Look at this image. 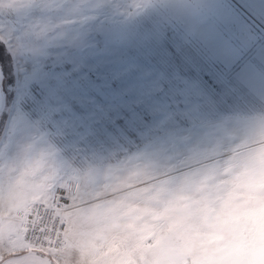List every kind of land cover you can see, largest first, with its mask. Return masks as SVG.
Returning a JSON list of instances; mask_svg holds the SVG:
<instances>
[{"label": "rangeland", "instance_id": "1", "mask_svg": "<svg viewBox=\"0 0 264 264\" xmlns=\"http://www.w3.org/2000/svg\"><path fill=\"white\" fill-rule=\"evenodd\" d=\"M139 2L0 0L22 215L65 189L56 264H264V0Z\"/></svg>", "mask_w": 264, "mask_h": 264}, {"label": "crops", "instance_id": "2", "mask_svg": "<svg viewBox=\"0 0 264 264\" xmlns=\"http://www.w3.org/2000/svg\"><path fill=\"white\" fill-rule=\"evenodd\" d=\"M4 137L0 141V146ZM1 149V148H0ZM10 175L0 167V264H56L41 252L25 249L23 245L24 230L18 232L15 224L26 220L22 208L25 189L20 190L17 182H9ZM18 205V206H16ZM26 222V221H25Z\"/></svg>", "mask_w": 264, "mask_h": 264}, {"label": "built area", "instance_id": "3", "mask_svg": "<svg viewBox=\"0 0 264 264\" xmlns=\"http://www.w3.org/2000/svg\"><path fill=\"white\" fill-rule=\"evenodd\" d=\"M69 209L68 194L61 186L55 187L51 201H35L25 223V249L50 255L60 253L67 234L64 214Z\"/></svg>", "mask_w": 264, "mask_h": 264}, {"label": "trees", "instance_id": "4", "mask_svg": "<svg viewBox=\"0 0 264 264\" xmlns=\"http://www.w3.org/2000/svg\"><path fill=\"white\" fill-rule=\"evenodd\" d=\"M5 51V46L0 41V68H2L4 74L6 73V69H8L6 66L9 64L10 59ZM5 56H7L8 59H5Z\"/></svg>", "mask_w": 264, "mask_h": 264}, {"label": "clouds", "instance_id": "5", "mask_svg": "<svg viewBox=\"0 0 264 264\" xmlns=\"http://www.w3.org/2000/svg\"><path fill=\"white\" fill-rule=\"evenodd\" d=\"M143 4L139 2V0H132L131 9H138L142 7Z\"/></svg>", "mask_w": 264, "mask_h": 264}, {"label": "snow or ice", "instance_id": "6", "mask_svg": "<svg viewBox=\"0 0 264 264\" xmlns=\"http://www.w3.org/2000/svg\"><path fill=\"white\" fill-rule=\"evenodd\" d=\"M8 43H11V41H9Z\"/></svg>", "mask_w": 264, "mask_h": 264}, {"label": "flooded vegetation", "instance_id": "7", "mask_svg": "<svg viewBox=\"0 0 264 264\" xmlns=\"http://www.w3.org/2000/svg\"><path fill=\"white\" fill-rule=\"evenodd\" d=\"M2 69V68H1Z\"/></svg>", "mask_w": 264, "mask_h": 264}]
</instances>
